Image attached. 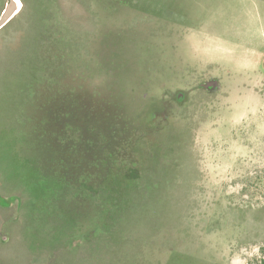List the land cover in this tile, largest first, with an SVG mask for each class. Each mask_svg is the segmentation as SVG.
I'll list each match as a JSON object with an SVG mask.
<instances>
[{
  "label": "rangeland",
  "instance_id": "rangeland-1",
  "mask_svg": "<svg viewBox=\"0 0 264 264\" xmlns=\"http://www.w3.org/2000/svg\"><path fill=\"white\" fill-rule=\"evenodd\" d=\"M18 7L0 28V264L261 263L264 0Z\"/></svg>",
  "mask_w": 264,
  "mask_h": 264
},
{
  "label": "water",
  "instance_id": "water-1",
  "mask_svg": "<svg viewBox=\"0 0 264 264\" xmlns=\"http://www.w3.org/2000/svg\"><path fill=\"white\" fill-rule=\"evenodd\" d=\"M18 10L19 7L15 0H6L5 5L0 13V28L5 26Z\"/></svg>",
  "mask_w": 264,
  "mask_h": 264
},
{
  "label": "trees",
  "instance_id": "trees-1",
  "mask_svg": "<svg viewBox=\"0 0 264 264\" xmlns=\"http://www.w3.org/2000/svg\"><path fill=\"white\" fill-rule=\"evenodd\" d=\"M109 198H110V201L112 200L111 199V196L109 195ZM113 203H114V201H113ZM115 204V203H114ZM114 224V223H113ZM117 224V223H116ZM113 235V234H112ZM259 264H264V259L261 261V263H259Z\"/></svg>",
  "mask_w": 264,
  "mask_h": 264
},
{
  "label": "bare ground",
  "instance_id": "bare-ground-1",
  "mask_svg": "<svg viewBox=\"0 0 264 264\" xmlns=\"http://www.w3.org/2000/svg\"><path fill=\"white\" fill-rule=\"evenodd\" d=\"M15 2L17 3V5H19V0H15Z\"/></svg>",
  "mask_w": 264,
  "mask_h": 264
},
{
  "label": "flooded vegetation",
  "instance_id": "flooded-vegetation-1",
  "mask_svg": "<svg viewBox=\"0 0 264 264\" xmlns=\"http://www.w3.org/2000/svg\"><path fill=\"white\" fill-rule=\"evenodd\" d=\"M211 86H212V83H211Z\"/></svg>",
  "mask_w": 264,
  "mask_h": 264
}]
</instances>
